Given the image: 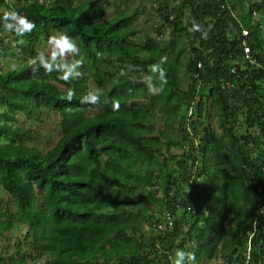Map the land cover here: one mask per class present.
I'll list each match as a JSON object with an SVG mask.
<instances>
[{"label": "trees", "instance_id": "trees-1", "mask_svg": "<svg viewBox=\"0 0 264 264\" xmlns=\"http://www.w3.org/2000/svg\"><path fill=\"white\" fill-rule=\"evenodd\" d=\"M132 1L114 0L115 16L102 20L104 0H0L34 22L22 36L0 26V59L35 61L0 70V184L16 208L0 198V238L24 225L50 264H173L177 248L195 253L187 264L220 255L264 264V0H145L158 4L153 29L171 36L161 41L135 35ZM54 31L76 42L88 78L107 88L92 94L85 78L44 70L36 46ZM211 102L217 130L202 123ZM190 108L191 130L181 125L177 137ZM41 109L56 111L62 129L46 153L16 120ZM25 259L17 251L11 261Z\"/></svg>", "mask_w": 264, "mask_h": 264}, {"label": "rangeland", "instance_id": "rangeland-1", "mask_svg": "<svg viewBox=\"0 0 264 264\" xmlns=\"http://www.w3.org/2000/svg\"><path fill=\"white\" fill-rule=\"evenodd\" d=\"M160 0H158L159 2ZM16 0H10V4L14 5ZM104 5L106 7V13L102 20H109L116 14V3L114 0H104ZM157 2L153 1L147 2L145 0H133L129 2L127 6L128 15L132 17L131 28L135 31V35L139 36H149L150 38L154 39L155 41L167 40L170 38V34L166 33L165 35H161L157 30L153 29L156 28L158 23H160L159 16L155 9L157 8ZM138 8H143L137 16H134V10ZM4 6L0 5V12L4 11ZM123 9V7H121ZM255 18H258L255 16ZM3 35V34H1ZM0 35V36H1ZM5 35V34H4ZM48 34H44L41 36L39 43L36 46L37 56L41 51H45V55L47 52L50 51V45L48 44ZM134 39V38H132ZM145 38L142 39H135L134 42L136 43H144ZM14 48V45L11 46ZM16 49V48H15ZM18 49H16V53H18ZM25 56L19 54L18 57H9L7 59H0V70H7L18 68L24 63ZM26 63L32 69V64L34 59L32 57H25ZM64 61L68 62L69 64L79 61L77 64V69L79 76L85 78L86 81V91L92 94H97L102 92L105 88H107V84L102 87H98L96 82L93 78H88L89 72L84 67L85 60L80 53H69L66 54L63 58ZM29 69V70H30ZM181 78V89L184 90L187 85L188 77L186 74L180 73ZM203 90L199 89V94L201 95ZM198 99V96L196 97ZM148 100H145L144 103H147ZM140 103V102H137ZM193 107V106H192ZM192 111V110H191ZM191 111L188 110L186 113L184 110L181 109L180 111V121L178 124L174 125L176 128V136L180 137L182 134L179 129L181 125L187 128V132H190L191 127L188 126L189 122L192 120L189 118ZM0 112H2V107L0 106ZM97 110L94 109L91 111L90 114H96ZM202 115L205 119L202 123L208 124V122L212 125V128L217 130V118L214 115V108L212 106V102L208 104L207 108L202 112ZM17 125L23 126L33 131L34 137L32 141L29 143L31 146L36 147L40 152L46 153L49 149L53 148V146L57 143L58 139L61 137L62 129L59 126L60 117L56 111H48L46 109H41L35 116L31 118H27L23 113H18L16 115ZM194 120V119H193ZM153 123L155 127V132L159 133L163 130L162 121L160 119V112L157 109L156 113L153 116ZM238 133L245 134V128H241ZM174 134V133H173ZM1 142V141H0ZM197 141H195L196 143ZM180 151V150H179ZM181 152V151H180ZM150 182L152 181V177L148 179ZM0 198L3 199L4 206H7L11 212H16V208L12 203V198L10 195L2 188L0 184ZM40 198V197H39ZM205 209H203L204 211ZM147 213L153 214L154 218L157 217L156 207L153 204H148L147 206ZM164 217L161 218V220ZM164 225L159 227L158 233L161 230H164ZM143 231L142 233L144 236L148 234V225L143 224ZM187 226H184V230H186ZM26 233V228L22 224L15 225L10 231L6 232L3 238H0V252L3 250V255L5 257V261L8 264H12L11 261L15 258V253L17 251L20 252L21 255H25V263L26 264H50L51 260L48 256L40 257V251L34 248L30 242L31 236L27 237L24 240V235ZM146 239V238H145ZM144 239V240H145ZM20 243V247L16 246V243ZM23 242V243H21ZM13 257V258H12ZM223 255H220L218 259H211L208 261L207 264H223L222 261Z\"/></svg>", "mask_w": 264, "mask_h": 264}, {"label": "clouds", "instance_id": "clouds-1", "mask_svg": "<svg viewBox=\"0 0 264 264\" xmlns=\"http://www.w3.org/2000/svg\"><path fill=\"white\" fill-rule=\"evenodd\" d=\"M0 26L6 31H14L22 36L25 32H30L33 29L34 22L15 9H6L0 15ZM244 33L246 34V32ZM47 42L50 45V51L47 52V55H45V51L39 53V64L43 66L44 70L46 72H52L54 69H58L61 71L62 78L65 80H68L73 75H79L78 71H76L79 61L69 64L63 60L66 54L79 51L76 42L67 33L55 31L49 34ZM244 51L246 52L247 49L245 48ZM155 92L156 90L153 93ZM91 98L93 100L96 99L95 96ZM139 102L143 103V100ZM189 111H191V108ZM186 192H189V188H186ZM195 259L194 252H190L184 248H177L174 253L173 264H187L188 261H195Z\"/></svg>", "mask_w": 264, "mask_h": 264}, {"label": "built area", "instance_id": "built-area-1", "mask_svg": "<svg viewBox=\"0 0 264 264\" xmlns=\"http://www.w3.org/2000/svg\"><path fill=\"white\" fill-rule=\"evenodd\" d=\"M250 63L252 64V63H253V61H252V60H250Z\"/></svg>", "mask_w": 264, "mask_h": 264}]
</instances>
